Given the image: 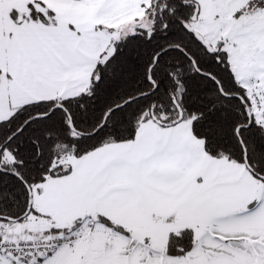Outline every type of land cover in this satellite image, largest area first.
Returning a JSON list of instances; mask_svg holds the SVG:
<instances>
[{"label":"snow or ice","instance_id":"snow-or-ice-1","mask_svg":"<svg viewBox=\"0 0 264 264\" xmlns=\"http://www.w3.org/2000/svg\"><path fill=\"white\" fill-rule=\"evenodd\" d=\"M0 264H264V0H0Z\"/></svg>","mask_w":264,"mask_h":264}]
</instances>
